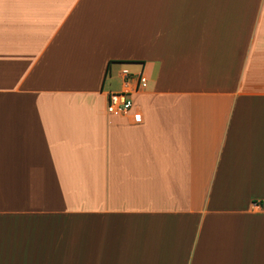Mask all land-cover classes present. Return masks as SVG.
Segmentation results:
<instances>
[{"label":"crops","instance_id":"crops-1","mask_svg":"<svg viewBox=\"0 0 264 264\" xmlns=\"http://www.w3.org/2000/svg\"><path fill=\"white\" fill-rule=\"evenodd\" d=\"M0 264H264V0H0Z\"/></svg>","mask_w":264,"mask_h":264},{"label":"built area","instance_id":"built-area-1","mask_svg":"<svg viewBox=\"0 0 264 264\" xmlns=\"http://www.w3.org/2000/svg\"><path fill=\"white\" fill-rule=\"evenodd\" d=\"M121 74L125 89L120 92L107 93L104 106L98 111L100 114L128 117L134 109L133 94L146 88L147 83L143 73L132 76L126 70H123Z\"/></svg>","mask_w":264,"mask_h":264}]
</instances>
